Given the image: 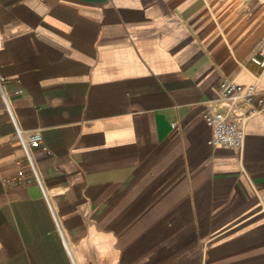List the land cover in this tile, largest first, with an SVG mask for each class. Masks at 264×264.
Masks as SVG:
<instances>
[{
  "label": "crops",
  "instance_id": "1",
  "mask_svg": "<svg viewBox=\"0 0 264 264\" xmlns=\"http://www.w3.org/2000/svg\"><path fill=\"white\" fill-rule=\"evenodd\" d=\"M263 39L264 0H0V264H264V103L239 150L203 119Z\"/></svg>",
  "mask_w": 264,
  "mask_h": 264
},
{
  "label": "built area",
  "instance_id": "2",
  "mask_svg": "<svg viewBox=\"0 0 264 264\" xmlns=\"http://www.w3.org/2000/svg\"><path fill=\"white\" fill-rule=\"evenodd\" d=\"M252 60L264 67V39L252 56ZM5 77L0 75V96L4 101V109L12 114L9 95L3 85ZM21 88L14 89V94H21ZM219 98L227 103L229 108L234 109L230 113H223L207 107L203 111V119L210 128V136L207 143L212 147H226L229 149H241L245 133L244 123L253 113L259 111L264 103V93L256 92L252 87L234 82L226 77L218 84ZM25 149V156L36 181L41 183L34 166L32 151L41 148V134L38 131L27 132L17 128L15 133Z\"/></svg>",
  "mask_w": 264,
  "mask_h": 264
}]
</instances>
